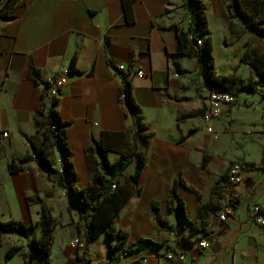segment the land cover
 Here are the masks:
<instances>
[{
    "label": "crops",
    "instance_id": "obj_1",
    "mask_svg": "<svg viewBox=\"0 0 264 264\" xmlns=\"http://www.w3.org/2000/svg\"><path fill=\"white\" fill-rule=\"evenodd\" d=\"M22 1L15 19L0 20V221L21 226L1 233L0 264L11 247L17 250L5 264H264V224L256 225L250 211L258 206L264 219V84L250 64L264 63V37L230 17L227 0H199L205 27L194 33L200 47L209 39L214 72L229 78L224 89L235 97L205 123L206 58L179 54L178 32L191 15L187 0H129L127 8L124 0ZM118 63L143 73L128 77L133 109L118 95L121 76L112 68ZM30 66L40 84L29 76ZM62 74L56 110L68 123L63 135L77 178L72 184L89 183L99 157L90 147L102 132H113L104 141L110 164L128 136L143 158L136 191L109 223L125 234L112 252L104 231L85 243L88 228H78L58 175L32 151L40 138L44 83ZM250 82L254 87L246 91ZM24 157L23 169L10 173L9 164ZM137 161L133 155L113 177L116 183L126 182ZM234 163L244 166L238 184L226 181ZM223 196L231 197L232 213L220 221ZM179 201L183 214L175 210ZM46 225L52 245L44 256L28 243L43 240ZM202 238L206 248L198 245ZM76 239L81 250L70 246ZM168 252L171 259L163 260Z\"/></svg>",
    "mask_w": 264,
    "mask_h": 264
},
{
    "label": "trees",
    "instance_id": "obj_2",
    "mask_svg": "<svg viewBox=\"0 0 264 264\" xmlns=\"http://www.w3.org/2000/svg\"><path fill=\"white\" fill-rule=\"evenodd\" d=\"M128 1L124 0L125 7H128ZM191 5V15L190 22L186 30H179L178 40H179V54L183 56L194 55L197 59L202 60L206 58L205 68V83L206 85H216L224 89V84L228 82L229 78L223 75H216L214 68L212 66V56L211 44L209 39L204 42L202 47L195 46L197 26L202 25L205 27V15L203 10L200 8L199 0H187ZM23 3L22 0H0V20H11L15 19L14 11L16 7ZM227 10L230 17L239 18L242 20L244 27L259 37H264V0H227ZM203 8V7H202ZM128 11V10H127ZM192 36L193 39H190ZM251 66L256 71L257 76L264 84V63L259 61L256 64L254 61L250 60ZM113 70L116 67L112 66ZM69 69L74 70V57L71 60ZM29 76L33 79L36 84H40L41 80L39 77V72L32 66L29 67ZM121 85L119 87V96L124 94V102L129 109L135 107L134 100L131 94V85L128 76L124 73H120ZM47 82L44 83V89L41 92V105L37 116L41 119L39 124V136L37 144L32 146V151L35 156H37L43 166L48 170L49 173L54 172L52 168L54 163V145L53 136L48 128L50 123H54L61 127V132L58 135V147L61 151L66 154L65 163L66 171L70 179L67 184L66 196L68 199V207L71 210H76L79 215L78 228H82L83 224L88 228L85 234V243L95 239L101 232H105L107 236L108 250L109 252L120 249L125 241V234L123 232H115L109 227V223L114 219L126 201L129 199L131 194L136 191L134 188V183L141 171L143 166V158L140 152L136 151L132 145V138L128 136V140L125 149L121 152L119 160L114 164H110L107 160V153L109 151V145L104 144V141L109 138L113 132H102L99 140L93 139L90 149L96 150L99 153V157L93 162L91 166V176L89 183L78 188L72 184L75 181L76 173L74 171L73 165L69 160V149L64 143L63 129L68 125L60 119V116L56 110L57 99H53L49 105L48 113H44V96L45 88ZM254 87V82H250L245 87V90H251ZM136 155L138 161L133 174L126 180L123 184L116 183L114 176L120 172L124 166L127 164L129 159ZM27 160L26 157L19 160V164L11 162L8 166L10 173H15L21 169L22 163ZM115 183V189L110 190L111 184ZM56 185L59 188H64L66 186L65 179L59 176L56 180ZM214 191V189H213ZM172 195H175L174 187L171 191ZM175 210L184 213L183 204L181 201L176 202ZM30 225L29 228H32ZM21 226L17 221H0V235L6 230H15L20 232ZM51 227L46 225L43 227V240H37L31 238L29 240V248L33 253L40 255H47L52 245V235ZM139 242L147 244L150 247H160V244L153 243L147 239H140ZM17 250L16 247H11L7 250L5 260L2 264L13 255Z\"/></svg>",
    "mask_w": 264,
    "mask_h": 264
},
{
    "label": "built area",
    "instance_id": "obj_3",
    "mask_svg": "<svg viewBox=\"0 0 264 264\" xmlns=\"http://www.w3.org/2000/svg\"><path fill=\"white\" fill-rule=\"evenodd\" d=\"M188 22H190V20H188ZM190 39H193L192 36H189ZM202 45V41L196 36V40H195V46L200 47ZM116 70L120 73H124L129 77V74H134L137 76H142L143 73L141 70H137L134 68V66L131 65H126V63H118L115 65ZM66 84V78L65 75H56L52 78H50L47 81V86L45 88V96H44V113L47 114L48 113V109H49V105L51 103V101L53 99H57L59 96V93L61 91V89L63 88V86ZM206 95H205V106H204V110L202 113V120L205 123H208L216 118L219 117L220 113H221V107L223 105H231L235 102V97L234 95L229 92L226 89H222L219 86L210 84V85H206ZM256 89L258 91H263V87L262 86H256ZM120 100L123 101L124 100V94H120L119 96ZM49 130L51 131V134L53 136V140L55 142V149L59 152L58 155L54 156V163H53V169L55 170V173L59 176L64 177L65 179V183L66 186L63 188L65 194H66V190H67V184L69 183L70 179L68 177L67 171H66V163H65V158H66V154L64 153V151H61L58 147V135L61 132V127H59L58 125L54 124V123H50L48 125ZM208 131H211V128L208 127L207 128ZM243 165L242 164H238V163H234L231 164L228 167V170L226 172V181L228 183L231 184H238L241 181L242 178V170H243ZM115 183L113 182L111 184L110 190H114L115 189ZM251 214L254 218V222L256 223V225L261 226L264 224V219L262 218V216L259 214V208L258 206H252L250 208ZM232 213V200L230 196H223L220 199L219 202V208H218V214H217V218L220 221L225 220L230 214ZM198 245L200 246V248H206L208 246V240L207 238H202L198 241ZM70 246L73 248H77V249H82L83 248V243L79 240H73L70 242ZM171 254L165 253L163 255V260H169L171 259ZM179 259H182L183 256L180 253L178 255ZM95 264V263H93Z\"/></svg>",
    "mask_w": 264,
    "mask_h": 264
}]
</instances>
